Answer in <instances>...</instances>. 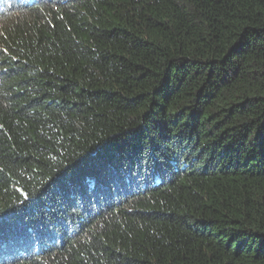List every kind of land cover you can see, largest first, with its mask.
<instances>
[{
  "label": "trees",
  "instance_id": "16d2710c",
  "mask_svg": "<svg viewBox=\"0 0 264 264\" xmlns=\"http://www.w3.org/2000/svg\"><path fill=\"white\" fill-rule=\"evenodd\" d=\"M0 264H264V0H0Z\"/></svg>",
  "mask_w": 264,
  "mask_h": 264
}]
</instances>
